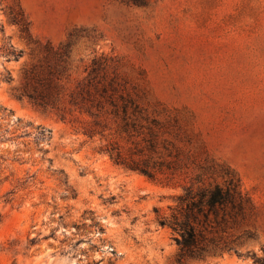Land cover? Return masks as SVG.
I'll return each mask as SVG.
<instances>
[{
	"label": "rangeland",
	"instance_id": "obj_1",
	"mask_svg": "<svg viewBox=\"0 0 264 264\" xmlns=\"http://www.w3.org/2000/svg\"><path fill=\"white\" fill-rule=\"evenodd\" d=\"M17 2L33 39L58 44L77 28V60L121 57L152 99L178 108L238 172L256 239L240 254L188 264H264L254 258L264 249V0H0V264H174L177 251L157 221L175 190L113 163L69 123L12 94L34 46L8 19Z\"/></svg>",
	"mask_w": 264,
	"mask_h": 264
},
{
	"label": "trees",
	"instance_id": "obj_2",
	"mask_svg": "<svg viewBox=\"0 0 264 264\" xmlns=\"http://www.w3.org/2000/svg\"><path fill=\"white\" fill-rule=\"evenodd\" d=\"M8 19L34 44L12 94L69 123L113 163L175 190L168 212L157 217L172 231L174 264L224 252L240 254L243 244L256 239L246 223L255 205L238 172L209 151L178 108L152 99L151 90L123 69L121 57L95 52L87 61L77 60V28L58 44L33 39L19 2ZM19 55L21 50L14 53ZM78 62H83L81 70ZM61 180L71 187L66 176ZM254 258L264 263V249Z\"/></svg>",
	"mask_w": 264,
	"mask_h": 264
}]
</instances>
